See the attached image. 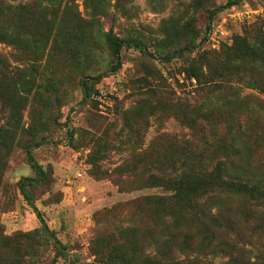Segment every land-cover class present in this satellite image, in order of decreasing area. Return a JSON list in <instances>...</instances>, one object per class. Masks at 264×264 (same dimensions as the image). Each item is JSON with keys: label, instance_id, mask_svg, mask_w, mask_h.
Wrapping results in <instances>:
<instances>
[{"label": "rangeland", "instance_id": "rangeland-1", "mask_svg": "<svg viewBox=\"0 0 264 264\" xmlns=\"http://www.w3.org/2000/svg\"><path fill=\"white\" fill-rule=\"evenodd\" d=\"M226 1L131 0L121 11L110 0L107 17L100 18L103 31L112 28L123 38H137L146 50L123 46L120 68L99 80H89L93 92L84 101L80 78L107 72L112 55L104 37L88 43L78 37L80 31L87 34L90 25L71 20L73 13L86 18L82 0L64 9L62 1L54 15L59 31L36 62L31 47L0 42V77L13 84L3 87L0 83V264H112L107 258L109 250L116 256L115 264L122 259H141L147 243V218L141 204L146 196L161 195L165 190L146 186L137 174L125 175V170L149 167L162 160L165 150L174 162L186 140L211 154L214 150L204 145L203 137L216 142L229 130L241 131L238 125L257 118L264 105L263 93L236 78L210 90L211 72L220 68L225 50L236 36L258 28L264 32V0H236L227 8ZM38 3L0 0L5 13L1 22L15 25L20 35L29 29L33 38L39 37L40 30L47 34L44 23L18 13V7L26 4L36 12ZM211 14H216L212 20ZM48 17H53L52 10ZM184 47L182 54L175 53ZM203 55L207 59L198 71L203 76L197 83L189 74L199 67ZM237 96L249 104L250 115L239 114ZM7 99L10 105L5 103ZM210 103L222 113L209 118L204 135L174 116L176 109L194 116L195 109L205 110ZM135 106L139 108L136 120ZM258 125L264 128L261 122ZM40 139L44 141L31 146L30 154L42 167L44 178L25 188L35 211L18 182L23 177H37L27 161L26 146ZM246 142L252 147V158L264 157V141L257 145L248 135ZM148 153L154 156L150 162ZM134 154L137 156L132 158ZM116 169L124 170L122 178L127 183H122V189L109 176ZM219 204L237 206L238 230L250 232V219L244 218L249 206L246 201L227 198ZM131 227L139 229L134 239L126 232ZM262 239L264 223L254 241ZM211 261L224 264L221 257Z\"/></svg>", "mask_w": 264, "mask_h": 264}, {"label": "trees", "instance_id": "trees-1", "mask_svg": "<svg viewBox=\"0 0 264 264\" xmlns=\"http://www.w3.org/2000/svg\"><path fill=\"white\" fill-rule=\"evenodd\" d=\"M62 1L39 0L36 12L30 8L29 4L18 7V13L30 15L32 21L36 20V23H44L47 34L40 30L38 38L31 36V29L26 34L20 35L15 25H4L1 21L5 13L1 7L0 42L13 46L23 44L31 47L36 55H33L32 61L36 62L44 54L50 40H55L59 31L58 26H54L56 24L54 15ZM130 1L115 0L113 6L117 10L125 11L124 5ZM75 2L76 0H64L63 9ZM234 3L236 0H227L224 7L227 8ZM82 5L87 19L73 13L71 20L78 25L84 23L90 25L87 34L80 31L78 37L83 39L82 42L87 43L98 39L99 36L104 37V44L112 55V63L107 72L98 74L96 77L85 75L80 78L79 85L82 101H84L93 92V88L88 84L89 80H99L120 68V50L123 46L135 47L141 51H145L146 46L137 38H123L117 35L112 28L103 31L100 18L107 17V6L110 5V0H82ZM49 10H52L53 17H48ZM214 15L216 14L209 16L210 20ZM13 17L15 19V6ZM63 20L64 16L59 21ZM53 29L56 33H53ZM184 51L186 47L180 48L175 53L182 54ZM25 55H27L26 52ZM206 59V55L201 56L198 61L199 67L189 74L197 83L201 82L203 72L198 71H202L201 65ZM221 61L220 68L211 72V91L222 87L224 81L236 78L238 83L257 89L259 93L264 94V32L262 28L236 36L233 44L225 50V56ZM0 83L4 84L3 87L13 86L11 83L6 84L4 77H0ZM239 97L237 96L236 101L240 105L239 114L250 115L249 104L242 102ZM5 103L10 105L9 99ZM9 113L15 115L13 110H9ZM174 113L175 118L181 123L189 128L200 129L199 133L204 135L205 123L209 121V118L218 117L222 111L220 107L210 103L205 110L195 109L194 116H188L178 109L174 110ZM138 114L139 108L135 106L133 109L135 120ZM7 121L11 123L10 120ZM258 121L264 126V105L260 107L257 118L238 125L241 131L236 133L229 130L225 136H219L216 142L207 141L203 137L204 145L214 150L211 154H208L206 149H195L194 142L186 140L185 148L180 149L176 155L178 158L174 162L170 160L169 152L165 150L162 160H155L149 167L142 170H125V175L137 174L146 186L161 187L165 193L146 196L141 204V212L147 218L144 233L147 243L144 255L138 261L122 259L120 264H212V258L216 257L224 258V264H264V239L259 242L254 241L258 234L262 233L264 223V157L252 158V147L246 142L248 135L255 138L257 145L264 141V128L258 125ZM255 124L259 127L254 131ZM0 138H2L1 135ZM69 138H72L71 132H69ZM43 141L40 139L26 146L27 161L37 173V177H23L18 182L23 197L35 211L37 210L25 188L44 178L42 167L30 154L31 146H39ZM136 156L137 154H134L132 158ZM146 156L148 162L154 159L151 153ZM142 159L145 160L143 156ZM163 163L169 164L164 166ZM116 171L109 176L112 177L115 185L122 189V183H127V180L122 178L124 170L116 169ZM227 198H239L249 205L244 210L245 220L248 222L250 219L249 223L252 224L249 233L243 234L238 230L235 220L238 215L237 206L219 204ZM37 215L40 216L38 212ZM40 221L45 226L42 218ZM138 230L136 227H131L126 229V232L134 239ZM50 233L54 242L61 245L55 235ZM122 234L126 237L124 233ZM107 258L111 259L112 264L116 263V256L112 250L108 251Z\"/></svg>", "mask_w": 264, "mask_h": 264}, {"label": "built area", "instance_id": "built-area-1", "mask_svg": "<svg viewBox=\"0 0 264 264\" xmlns=\"http://www.w3.org/2000/svg\"><path fill=\"white\" fill-rule=\"evenodd\" d=\"M79 176H81V174L79 173Z\"/></svg>", "mask_w": 264, "mask_h": 264}]
</instances>
